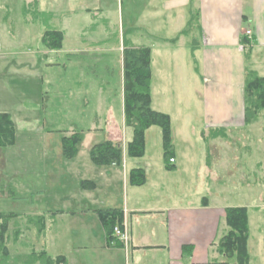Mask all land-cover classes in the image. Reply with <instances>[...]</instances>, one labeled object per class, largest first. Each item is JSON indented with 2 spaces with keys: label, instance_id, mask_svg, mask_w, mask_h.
I'll list each match as a JSON object with an SVG mask.
<instances>
[{
  "label": "crops",
  "instance_id": "obj_1",
  "mask_svg": "<svg viewBox=\"0 0 264 264\" xmlns=\"http://www.w3.org/2000/svg\"><path fill=\"white\" fill-rule=\"evenodd\" d=\"M64 1L57 0L60 8H64ZM144 1L149 4L153 2ZM136 2L128 0L130 8L127 19L137 21L138 28L142 27L139 21L153 19L150 25L154 30L146 31L150 39L146 40V44L134 45L151 49L152 107L171 117V157L175 161L169 163L164 157L163 134L158 126L150 127L145 133L144 156H128L127 145L133 139V131L125 124L122 62L119 95L122 118L120 122L116 121V127L112 125L108 128L110 140L122 150L121 164L96 165L92 159L82 163L79 197L59 196L54 203H43L42 208L27 216L46 217V232L39 237L34 229L26 231L39 243V250H46L50 254L54 249L55 252L50 255L65 256L67 264H223L228 260L219 253L218 244L228 232L227 209L247 207L249 264H264V231L260 224L253 227L252 221L255 214L264 217V211L260 208L252 210L250 206L240 204H220L218 200L208 198L205 186L209 176L210 154L194 152L195 144H202L203 148L206 146L203 144L208 141L209 135H215L211 141L213 145L215 142L218 145H214V148L221 149L223 144L218 143L221 137L232 133L238 135L239 129L258 123L245 125L244 85L249 70L258 75V71H264V57L258 59L264 51V0H155L154 6L139 5V8L143 6L141 11ZM48 3L50 0H0V82L3 80L1 76L14 72L35 76L39 80V88H43L44 73L48 69H64L65 63L59 60L63 54L99 52L98 48L100 52L113 51L103 48L107 44L105 39L97 38L84 47L66 50L65 29L70 28L66 19H58L56 26L51 24V19H47V23L44 19H34L31 13L25 18L24 28L17 31L16 18L9 19L7 14L3 15L5 10L18 6L23 12L27 7L39 6L41 11H37L40 14L35 13L43 15L48 13L44 9ZM100 7L97 4L94 10L99 11ZM134 10L136 15L132 13ZM99 20L103 25L101 21L104 19H94ZM18 21L23 22L22 19ZM8 22L10 27L5 29L4 23ZM15 25L16 29H13ZM49 29L64 33L61 50L51 51L44 46L42 39ZM246 31H251L252 37H247ZM103 33L107 34L108 31ZM81 34L82 30L78 34V43L83 39ZM140 39L143 41L145 37ZM173 39L177 41L169 42ZM23 41H34L36 44L26 49L20 47ZM102 42L105 45L99 46ZM117 50L123 58V46ZM8 97V93L0 95V113H9L15 122L13 115L21 114L24 109L12 108L17 104ZM43 97L38 98L42 104ZM193 103L198 109V115L195 114L197 119L194 117ZM25 104L22 107L25 108ZM168 105H177L173 109L178 117L181 110L180 123H175V114L167 110ZM86 111L88 109H83L80 113L82 118H85ZM109 114L114 119V113L110 111ZM85 129L87 136L91 137L98 128ZM114 129L118 134L115 135ZM71 135L72 132H69L64 137ZM150 140L157 144L152 147L155 150L153 158L149 155ZM179 143H185V149ZM96 145L90 148V158ZM136 168H142L146 173V183L142 186L130 184V172ZM188 173L190 176L184 184L189 185V191L173 192L171 184L179 183L175 179ZM195 177H198L197 181ZM84 182L91 184L84 186ZM194 184L199 187L197 193H192L190 189ZM108 209L123 211V230L129 235L127 243L117 237L110 242L98 216L99 210ZM11 214L17 215L16 219L22 218L17 212ZM257 221L261 223L262 219ZM10 230L16 231V225L12 224ZM251 247L259 250L255 258Z\"/></svg>",
  "mask_w": 264,
  "mask_h": 264
},
{
  "label": "rangeland",
  "instance_id": "obj_2",
  "mask_svg": "<svg viewBox=\"0 0 264 264\" xmlns=\"http://www.w3.org/2000/svg\"><path fill=\"white\" fill-rule=\"evenodd\" d=\"M135 2L137 8L139 5L149 4L144 0H135ZM154 3L155 0L149 6H154ZM48 4L44 7L48 13L43 15H37L40 14L38 11H41L39 6H36L37 9L34 6L27 7L24 12L21 6L12 7L8 11L5 10L3 15L10 16L9 19L16 18L17 31L24 28L25 18L31 13L34 19H44L46 23L47 19H51V24L56 26L59 23L58 19H66L70 26L65 29L66 50L79 46L84 47L90 40L97 38V40L105 39L107 44L103 48L113 49V51L108 52L110 54L104 56V59L102 57L93 60L84 58L79 62L76 59L70 60L71 57L68 58L66 53L63 54L58 59L67 67L60 71L48 69L44 73L43 88H39V80L35 76H25V74L14 72L11 75L1 76L3 80L0 82V95L5 96L8 93V98L17 104L12 108L24 109L19 115L13 113L14 120H16L15 144L0 148V214L17 212L22 217L11 222V225H16L17 230L9 232L10 263L7 264H24L25 259H28L24 257L25 255L29 256L32 251H42L38 249L39 243L31 238L30 232L26 231V229L37 231L35 226L41 223L35 220L34 216H27V214L42 208V204L47 201L54 203L59 196L77 199L81 194L79 174L83 169L81 164L90 162V148L93 145L110 140L108 128L112 125L116 127V121L120 122L122 118L119 104L120 94L115 96L113 80L105 79L112 77L113 75L110 74L117 70H120V76L122 74L123 58L117 49H122L123 38L132 44L143 42L146 44L149 38L146 31L154 30V27L150 25L153 24V19H144L147 23L139 21L138 23L142 26L140 28L136 25L137 21L127 19L130 8L128 0H65L64 8L59 7L57 0H50ZM97 4L102 6L99 11L94 10ZM132 13L136 15V10ZM18 19H22L23 22H19ZM94 19H104L101 21L103 25L100 24V20L98 22ZM4 24L5 29L10 27L9 22ZM13 29H16V25ZM81 30L83 39L78 43V34ZM104 31L108 33L105 34ZM101 34L104 35L101 36ZM140 37H145V40L141 41ZM22 43L20 47L26 49L31 48L29 45L36 44L34 41H23ZM97 51L100 53L99 48ZM263 57L264 51L259 54L258 59H263ZM258 73L264 76L263 70ZM107 81L111 84L108 85ZM119 85L121 86V78ZM42 95H44L43 104L41 99L38 100ZM24 104L25 108L22 107ZM176 107L177 105L175 107L168 105L167 110L175 114V123L178 124L182 121L180 117L182 112L180 110L179 117L176 116L177 111L173 109ZM83 109H88L85 118H82L80 114ZM110 111L114 113V119L109 117ZM193 112L197 119L198 109L194 103ZM74 123H78L83 128L96 126L98 129L91 137L87 136L86 131L80 132L78 152L72 158H68L63 150L62 138L73 131ZM50 129L53 131H49ZM57 129H69V132L57 131ZM238 131V135L232 133L233 136L231 134L218 140L219 144H223L221 149L214 148V145H218L217 142L214 145L212 142V136L215 135L207 137L208 141L207 144H203L206 145L204 148L202 144H195V153L200 154L203 151L210 154L209 176L205 186L206 196L213 201L218 200L220 204H240L250 206L252 210L260 208L264 211V112L256 125ZM114 133L118 134L117 130L114 129ZM154 144L157 145L155 141L150 140L149 155L151 158L155 151L152 148ZM179 144L185 147V143ZM189 176L188 173L175 179L179 183L171 184L172 191H189V185L184 184ZM194 180L197 181L198 177ZM191 187L192 193H197L199 190L196 184ZM33 199L36 202L34 207H32ZM260 218L261 223L257 221ZM252 221L253 227L260 224L262 232L264 231V217L255 214ZM44 223L45 229L38 234L39 237L46 232L47 220ZM20 235L23 237L19 238ZM51 250V253L55 252L54 249ZM258 252V248L252 249L251 247L254 258ZM13 258H18L17 262L14 263Z\"/></svg>",
  "mask_w": 264,
  "mask_h": 264
},
{
  "label": "trees",
  "instance_id": "obj_3",
  "mask_svg": "<svg viewBox=\"0 0 264 264\" xmlns=\"http://www.w3.org/2000/svg\"><path fill=\"white\" fill-rule=\"evenodd\" d=\"M190 27V25H189ZM184 33V31H183ZM43 44L51 51H59L63 48L64 33L56 29H49L44 33ZM123 78H124V114L125 124L133 131V139L128 143V156L141 158L145 154L146 140L145 133L152 126H158L163 134L164 157L170 162L173 159L172 125L170 115L159 112L152 107L151 98V49L147 46H136L127 40H123ZM177 39L169 42L175 43ZM105 43H99V46ZM248 44V42L246 43ZM106 52H78L68 53L70 60L82 61L84 58L93 60L97 57L109 55ZM67 66L65 65L64 68ZM121 69V68H120ZM110 74V73H108ZM110 75H113L112 77ZM110 78L114 82V95L121 92L120 70L112 72ZM118 78V80H117ZM107 81L108 85L111 82ZM245 125L257 123L264 112V76L258 75L255 71L249 70L245 79ZM72 135L62 139L63 150L68 158H72L77 152L80 143V132L87 129L78 123L73 124ZM49 131H53L50 129ZM57 131L69 132V129H57ZM16 141V126L9 113H0V148L13 146ZM122 150L113 141L107 140L93 147L91 159L96 165L121 164ZM130 184L142 186L146 183V173L142 168L133 169L130 172ZM89 182H84L88 186ZM91 184V183H89ZM99 219L106 228L110 242L116 239L114 230L116 226L123 229V211L117 209L99 210ZM17 218L15 214H0V264L10 263V250L8 238L11 222ZM41 224L35 226L40 234L45 229L46 217H35ZM226 223L228 232L220 240L218 251L224 255L227 262L223 264H249L250 256L248 249L249 242V211L247 207H233L227 209ZM186 248V246H185ZM24 264H67L63 255L51 256L46 250L40 252L32 251L25 255ZM18 258H13L17 262Z\"/></svg>",
  "mask_w": 264,
  "mask_h": 264
},
{
  "label": "built area",
  "instance_id": "obj_4",
  "mask_svg": "<svg viewBox=\"0 0 264 264\" xmlns=\"http://www.w3.org/2000/svg\"><path fill=\"white\" fill-rule=\"evenodd\" d=\"M245 35L247 37H252V32L251 31H246ZM175 160L171 159L170 162L173 163ZM115 236L123 243H127L129 241V235L128 233L123 230L121 227L116 226L114 230Z\"/></svg>",
  "mask_w": 264,
  "mask_h": 264
}]
</instances>
